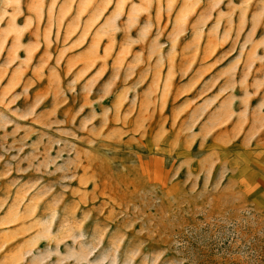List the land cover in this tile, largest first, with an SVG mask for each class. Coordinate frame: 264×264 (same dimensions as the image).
Instances as JSON below:
<instances>
[{"label":"rangeland","instance_id":"1","mask_svg":"<svg viewBox=\"0 0 264 264\" xmlns=\"http://www.w3.org/2000/svg\"><path fill=\"white\" fill-rule=\"evenodd\" d=\"M0 264H264V0H0Z\"/></svg>","mask_w":264,"mask_h":264}]
</instances>
